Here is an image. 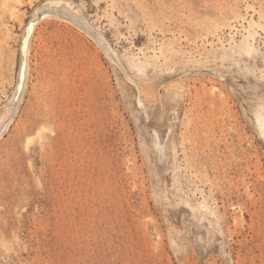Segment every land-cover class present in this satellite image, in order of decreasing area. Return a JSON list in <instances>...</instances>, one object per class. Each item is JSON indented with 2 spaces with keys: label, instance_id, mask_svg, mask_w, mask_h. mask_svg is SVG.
Returning a JSON list of instances; mask_svg holds the SVG:
<instances>
[{
  "label": "rangeland",
  "instance_id": "1",
  "mask_svg": "<svg viewBox=\"0 0 264 264\" xmlns=\"http://www.w3.org/2000/svg\"><path fill=\"white\" fill-rule=\"evenodd\" d=\"M48 1L0 0V264H264V0H62L112 53L42 19L16 104Z\"/></svg>",
  "mask_w": 264,
  "mask_h": 264
},
{
  "label": "bare ground",
  "instance_id": "2",
  "mask_svg": "<svg viewBox=\"0 0 264 264\" xmlns=\"http://www.w3.org/2000/svg\"><path fill=\"white\" fill-rule=\"evenodd\" d=\"M39 14L41 15L40 17H39ZM53 16L66 19L67 21H70V22L76 24L78 27H80L81 29L86 31L88 34H90L92 37L97 39L99 44L105 49L106 52L112 53L111 47L109 46V44L106 41V39L102 35L97 34L96 32H94L95 30L92 27V25L88 22V20L78 10L73 9L70 6V4H68L67 2L62 1V0H59L57 2H49L48 1L41 8V11L38 12V17L36 16L34 18V21H33L34 24L31 25L30 35H31L32 31L34 30L35 26L38 24V22H40L44 18H48V17L50 18V17H53ZM27 30H26V33H27ZM244 45H245V47H246V49L248 51H251V50L255 49V47L247 39L245 40V44ZM29 51H30V44L27 45L26 53H25V55L23 57L22 64L20 65L21 69H20V74H19L20 77H19V83H18V92H17L18 95L16 94L17 95L16 104L18 103L19 99L21 98L24 90H26L25 88H26V85H27V77H28L29 68H30L29 57H28L29 56ZM13 101H15V100L13 99ZM11 112H13V111H11ZM11 117H12V114L9 113L6 116V118H4L2 120L1 126H0V134L4 130H6L5 128L8 126V123H9V120H10ZM261 121H262L263 134H264V114L261 115Z\"/></svg>",
  "mask_w": 264,
  "mask_h": 264
},
{
  "label": "water",
  "instance_id": "3",
  "mask_svg": "<svg viewBox=\"0 0 264 264\" xmlns=\"http://www.w3.org/2000/svg\"><path fill=\"white\" fill-rule=\"evenodd\" d=\"M34 24L33 23V20H31L29 22V26H27V33L25 34V36L23 37V41L21 43V48H22V51H21V55L24 56L25 53H26V49H27V45H28V41L30 39V28H31V25Z\"/></svg>",
  "mask_w": 264,
  "mask_h": 264
}]
</instances>
